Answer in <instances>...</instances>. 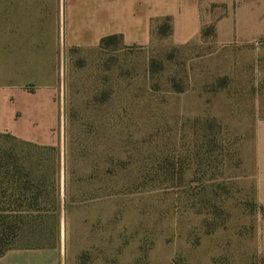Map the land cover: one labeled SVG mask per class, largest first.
<instances>
[{
	"label": "rangeland",
	"instance_id": "374dc122",
	"mask_svg": "<svg viewBox=\"0 0 264 264\" xmlns=\"http://www.w3.org/2000/svg\"><path fill=\"white\" fill-rule=\"evenodd\" d=\"M201 1L185 43L165 19L146 46L72 49L54 82L10 85L24 105L38 99L48 145L0 135L41 195L13 249L65 247L71 264H264V0Z\"/></svg>",
	"mask_w": 264,
	"mask_h": 264
},
{
	"label": "crops",
	"instance_id": "0c3cea01",
	"mask_svg": "<svg viewBox=\"0 0 264 264\" xmlns=\"http://www.w3.org/2000/svg\"><path fill=\"white\" fill-rule=\"evenodd\" d=\"M202 5L201 0H0V135L47 145L39 139L38 99L24 105L22 89L10 85L47 76L54 82V69L72 49H95L108 37L146 46L165 19L171 34L185 43L201 33ZM22 111L31 121L18 117ZM56 126L52 117L45 130ZM0 264L71 263L65 247H50L9 250Z\"/></svg>",
	"mask_w": 264,
	"mask_h": 264
},
{
	"label": "trees",
	"instance_id": "16d2710c",
	"mask_svg": "<svg viewBox=\"0 0 264 264\" xmlns=\"http://www.w3.org/2000/svg\"><path fill=\"white\" fill-rule=\"evenodd\" d=\"M118 38H105L100 47ZM36 188V182L19 157L12 150L0 148V257L13 249L21 215L40 208L41 195Z\"/></svg>",
	"mask_w": 264,
	"mask_h": 264
}]
</instances>
